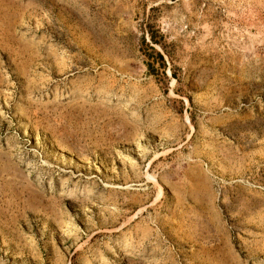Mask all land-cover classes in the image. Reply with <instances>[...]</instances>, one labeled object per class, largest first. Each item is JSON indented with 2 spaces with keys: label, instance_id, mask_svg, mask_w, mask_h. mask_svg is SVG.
Wrapping results in <instances>:
<instances>
[{
  "label": "rangeland",
  "instance_id": "rangeland-1",
  "mask_svg": "<svg viewBox=\"0 0 264 264\" xmlns=\"http://www.w3.org/2000/svg\"><path fill=\"white\" fill-rule=\"evenodd\" d=\"M0 264H264V0H0Z\"/></svg>",
  "mask_w": 264,
  "mask_h": 264
},
{
  "label": "trees",
  "instance_id": "trees-1",
  "mask_svg": "<svg viewBox=\"0 0 264 264\" xmlns=\"http://www.w3.org/2000/svg\"><path fill=\"white\" fill-rule=\"evenodd\" d=\"M161 58V57H160ZM161 60H162V58H161Z\"/></svg>",
  "mask_w": 264,
  "mask_h": 264
}]
</instances>
